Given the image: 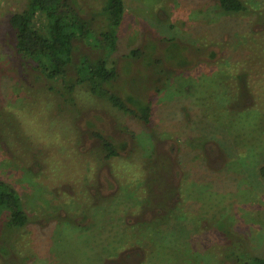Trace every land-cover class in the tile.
I'll return each instance as SVG.
<instances>
[{
    "label": "rangeland",
    "instance_id": "obj_1",
    "mask_svg": "<svg viewBox=\"0 0 264 264\" xmlns=\"http://www.w3.org/2000/svg\"><path fill=\"white\" fill-rule=\"evenodd\" d=\"M103 1L76 0L96 28ZM245 1L228 15L213 0H124L109 89L149 103L143 124L83 87L65 99L49 88L6 30L26 0H0V178L29 217L16 230L0 216V264L264 257V0ZM74 43V62L99 56Z\"/></svg>",
    "mask_w": 264,
    "mask_h": 264
},
{
    "label": "trees",
    "instance_id": "obj_2",
    "mask_svg": "<svg viewBox=\"0 0 264 264\" xmlns=\"http://www.w3.org/2000/svg\"><path fill=\"white\" fill-rule=\"evenodd\" d=\"M213 1L217 9L224 14L238 15L249 12L245 0ZM124 13V0H104L98 13V16L102 17L101 28H96L91 20L83 16L76 0H26L22 10L8 15L6 30L14 39L16 53L32 62L34 69L47 80V86L60 93L63 99L83 87L92 97L108 104L113 111L148 124L151 115L149 103L135 98L124 99L109 89L116 71L114 67L109 66L106 58L118 48L119 27ZM78 39L88 40L94 49H98L99 56L91 58L83 55L74 62V42ZM136 52L132 51L133 54ZM72 66L74 74L70 76L69 70ZM56 84L60 85L61 89H56ZM65 101L69 104L74 102ZM102 144L106 150L105 158L118 154L111 141L103 138ZM258 173L264 180V165L258 168ZM166 184V191H175ZM150 186V182L145 184L144 199L150 196ZM146 200L150 201L149 198ZM164 202L167 203L165 200ZM155 206L164 207L161 202H157ZM164 212L163 217L171 214L166 207ZM3 213L6 215L5 224L8 228L22 229L29 222L16 190L0 178V216ZM235 251L233 258L235 257L239 264H264L263 256L247 252L241 257L239 251Z\"/></svg>",
    "mask_w": 264,
    "mask_h": 264
}]
</instances>
